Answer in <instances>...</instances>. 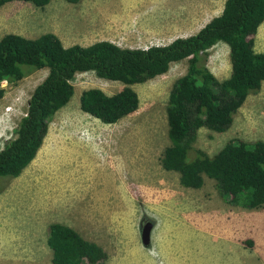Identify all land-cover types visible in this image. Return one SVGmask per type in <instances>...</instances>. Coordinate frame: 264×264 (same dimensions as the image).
<instances>
[{"label":"rangeland","instance_id":"1","mask_svg":"<svg viewBox=\"0 0 264 264\" xmlns=\"http://www.w3.org/2000/svg\"><path fill=\"white\" fill-rule=\"evenodd\" d=\"M225 0H52L44 8L10 2L0 8V39L54 34L64 47L108 41L121 48L163 46L199 32L221 14ZM264 53V22L254 36ZM206 67L218 80L231 70L228 47L208 51ZM187 60L133 85L139 107L106 125L83 113L79 97L98 88L108 95L123 85L77 74L74 96L49 121L36 158L14 179L0 178V264H50L47 227L65 224L108 255L103 264H264V208L234 207L208 179L183 188L179 175L162 169L168 144L166 105ZM40 70L2 86L0 148L27 111ZM231 139L264 140V83L250 95L224 133L198 132L194 147L215 154ZM151 224L150 243L141 230Z\"/></svg>","mask_w":264,"mask_h":264},{"label":"trees","instance_id":"2","mask_svg":"<svg viewBox=\"0 0 264 264\" xmlns=\"http://www.w3.org/2000/svg\"><path fill=\"white\" fill-rule=\"evenodd\" d=\"M52 0H0L30 3L44 8ZM77 3L78 0H67ZM264 22V0H225L222 12L199 32L163 46L121 48L108 41L86 47H64L51 33L35 39L7 34L0 39V98L2 82L14 85L40 70L44 80L28 100L26 114L14 137L0 148V178H17L36 158L50 119L74 96L72 81L80 73L118 82L122 89L108 95L98 88L83 91L79 108L106 125L133 114L139 98L133 85L165 74L171 64L187 60L186 73L170 90L166 105L168 144L162 152L163 170L179 175L183 188L200 189L206 179L219 196L234 207L264 208V140H227L213 155L194 147L198 132H226L250 95L264 83V53L254 49V36ZM222 43L228 47L230 74L218 80L206 67L208 51ZM50 264H103L108 255L98 244L71 227H47Z\"/></svg>","mask_w":264,"mask_h":264},{"label":"water","instance_id":"3","mask_svg":"<svg viewBox=\"0 0 264 264\" xmlns=\"http://www.w3.org/2000/svg\"><path fill=\"white\" fill-rule=\"evenodd\" d=\"M151 227L150 223H146L141 230V242L145 247H147L150 243Z\"/></svg>","mask_w":264,"mask_h":264},{"label":"built area","instance_id":"4","mask_svg":"<svg viewBox=\"0 0 264 264\" xmlns=\"http://www.w3.org/2000/svg\"><path fill=\"white\" fill-rule=\"evenodd\" d=\"M5 85H6V82H2V83H1V87H2V86H5Z\"/></svg>","mask_w":264,"mask_h":264}]
</instances>
